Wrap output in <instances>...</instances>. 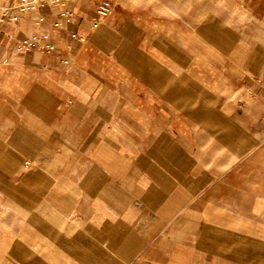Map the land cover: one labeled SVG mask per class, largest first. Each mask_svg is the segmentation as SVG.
I'll use <instances>...</instances> for the list:
<instances>
[{
    "label": "crops",
    "instance_id": "obj_1",
    "mask_svg": "<svg viewBox=\"0 0 264 264\" xmlns=\"http://www.w3.org/2000/svg\"><path fill=\"white\" fill-rule=\"evenodd\" d=\"M15 1L0 0L5 263L216 264L218 208L264 231V0H59L13 20ZM259 245L219 235L247 264Z\"/></svg>",
    "mask_w": 264,
    "mask_h": 264
},
{
    "label": "rangeland",
    "instance_id": "obj_2",
    "mask_svg": "<svg viewBox=\"0 0 264 264\" xmlns=\"http://www.w3.org/2000/svg\"><path fill=\"white\" fill-rule=\"evenodd\" d=\"M221 212L224 214L216 215ZM227 208L213 209L206 217V236L205 239L213 243V252L216 256V264H247L236 254L237 247H230L220 254L219 252V235L222 231L237 233L245 238L247 243H259V248L264 250V231L256 228L248 222V219L242 215H228ZM3 240V239H2ZM5 249L0 248V264L4 262ZM19 264V263H18Z\"/></svg>",
    "mask_w": 264,
    "mask_h": 264
},
{
    "label": "built area",
    "instance_id": "obj_3",
    "mask_svg": "<svg viewBox=\"0 0 264 264\" xmlns=\"http://www.w3.org/2000/svg\"><path fill=\"white\" fill-rule=\"evenodd\" d=\"M58 2L59 0H16L14 3L15 13L12 15V19L17 20L25 12L35 11Z\"/></svg>",
    "mask_w": 264,
    "mask_h": 264
}]
</instances>
